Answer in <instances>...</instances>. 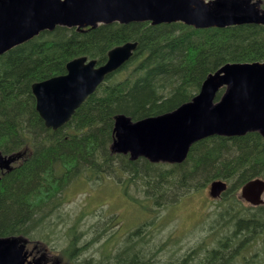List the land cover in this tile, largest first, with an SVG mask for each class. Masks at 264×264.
Wrapping results in <instances>:
<instances>
[{
    "label": "trees",
    "instance_id": "1",
    "mask_svg": "<svg viewBox=\"0 0 264 264\" xmlns=\"http://www.w3.org/2000/svg\"><path fill=\"white\" fill-rule=\"evenodd\" d=\"M125 43H136L131 59L108 75L65 125L47 129L36 111L31 86L64 75L66 64L78 57L102 65L110 50ZM255 62H264V26L251 24L210 29L182 23H113L80 31L57 27L0 55V153L22 156L1 177L0 237L29 239L46 228L66 188L82 178L125 172L141 181L144 200L152 208L169 207L223 181L228 187L208 234L186 254L162 258L159 248L146 247L141 225L120 249L99 243L98 253L85 262L264 264V203L253 206L236 196L247 183L264 180V139L258 133L202 139L177 165L131 161L110 149L115 116L135 122L169 113L189 102L206 77L224 65ZM222 93L223 89L215 100ZM68 233L73 239L66 250L69 256L78 251L77 258L102 241L93 237L81 244L86 234L73 224Z\"/></svg>",
    "mask_w": 264,
    "mask_h": 264
},
{
    "label": "water",
    "instance_id": "2",
    "mask_svg": "<svg viewBox=\"0 0 264 264\" xmlns=\"http://www.w3.org/2000/svg\"><path fill=\"white\" fill-rule=\"evenodd\" d=\"M261 0H0V55L43 31L56 27L182 22L196 29L254 24L264 26ZM136 43L108 52L106 62L80 57L66 65V74L31 87L36 111L47 129L61 128L105 78L132 56ZM224 88L215 102L217 92ZM258 133L264 139V62L226 64L207 76L198 94L177 109L136 122L114 117L112 153L157 164H181L190 147L212 136L239 137ZM20 154L0 153V173L9 172ZM1 179V175H0ZM227 186L212 182L209 195L218 198ZM264 181L253 180L240 196L251 205L263 203ZM27 240L0 237V264H44L45 254L28 261Z\"/></svg>",
    "mask_w": 264,
    "mask_h": 264
},
{
    "label": "rangeland",
    "instance_id": "3",
    "mask_svg": "<svg viewBox=\"0 0 264 264\" xmlns=\"http://www.w3.org/2000/svg\"><path fill=\"white\" fill-rule=\"evenodd\" d=\"M123 156L129 159L128 155ZM144 189L139 179L128 177L125 172L115 177L73 181L64 191L63 201L56 206L46 228L28 237L31 245L42 253L47 250L52 263L86 264L91 255L98 253L99 243L106 242V248L111 250L120 249L128 234L142 225L141 234L149 243L146 247L153 248L152 251L159 248L158 254L169 259L186 254L208 234L213 215L224 198L223 194L212 198L207 187L181 197L169 207L152 208L151 203L144 200ZM236 196L243 201L240 190ZM72 224L86 234L81 244L92 241L93 237L102 240L91 244L78 258L75 256L78 251L69 256L66 250L73 239L68 233ZM81 244L78 243L80 249ZM30 247L27 249L31 250Z\"/></svg>",
    "mask_w": 264,
    "mask_h": 264
},
{
    "label": "flooded vegetation",
    "instance_id": "4",
    "mask_svg": "<svg viewBox=\"0 0 264 264\" xmlns=\"http://www.w3.org/2000/svg\"><path fill=\"white\" fill-rule=\"evenodd\" d=\"M32 243L31 242H29V244L27 245V248H29L30 247V245H31ZM31 250H29V249H27L28 250V257H29V260H36L37 258H39L40 256H41V254H42V252H40V249L39 248H37V247H33V245H31ZM52 258H51V256L49 255V253H47L46 255H45V261H44V264H57L56 262L55 263H52Z\"/></svg>",
    "mask_w": 264,
    "mask_h": 264
},
{
    "label": "bare ground",
    "instance_id": "5",
    "mask_svg": "<svg viewBox=\"0 0 264 264\" xmlns=\"http://www.w3.org/2000/svg\"><path fill=\"white\" fill-rule=\"evenodd\" d=\"M169 43V42H168ZM155 44V43H154ZM188 46H189V44H188ZM188 48V47H187ZM175 50H177V49H175ZM174 50V51H175ZM184 50V49H183ZM186 50V49H185ZM188 50V49H187ZM181 52V51H180ZM179 56V55H178ZM173 68V67H172ZM175 68V67H174ZM147 118H149V117H147ZM200 162V161H199ZM101 166V165H100ZM58 217V216H57ZM230 225V224H229ZM215 232V231H214ZM219 232V231H218ZM224 233V232H223ZM76 234V233H75ZM77 235V234H76ZM75 247V246H74ZM180 249V248H179Z\"/></svg>",
    "mask_w": 264,
    "mask_h": 264
}]
</instances>
